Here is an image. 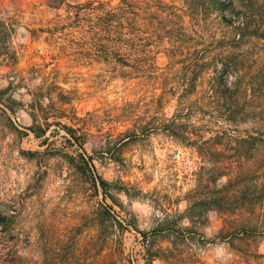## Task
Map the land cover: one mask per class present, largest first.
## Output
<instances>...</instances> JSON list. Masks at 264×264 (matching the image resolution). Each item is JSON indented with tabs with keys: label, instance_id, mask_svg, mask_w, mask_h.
I'll return each mask as SVG.
<instances>
[{
	"label": "rangeland",
	"instance_id": "obj_1",
	"mask_svg": "<svg viewBox=\"0 0 264 264\" xmlns=\"http://www.w3.org/2000/svg\"><path fill=\"white\" fill-rule=\"evenodd\" d=\"M55 15L45 0H0V264H245L216 236V210L186 214L211 190L198 187L209 167L154 127L176 105L156 112L162 78L62 52ZM167 63L156 54L155 75ZM202 120L218 129L202 113L188 125Z\"/></svg>",
	"mask_w": 264,
	"mask_h": 264
},
{
	"label": "trees",
	"instance_id": "obj_2",
	"mask_svg": "<svg viewBox=\"0 0 264 264\" xmlns=\"http://www.w3.org/2000/svg\"><path fill=\"white\" fill-rule=\"evenodd\" d=\"M45 3L56 12L47 31L58 35L62 52L118 65L133 77L162 78L156 112L169 96L176 105L172 117L154 127L193 146L209 167L198 187L211 190L186 214L199 206L216 210L222 218L216 236L227 239L243 263L264 264V0ZM159 52L168 58L160 76ZM192 113L212 116L218 129L206 120L198 129L188 125ZM242 124L249 126L243 133Z\"/></svg>",
	"mask_w": 264,
	"mask_h": 264
}]
</instances>
